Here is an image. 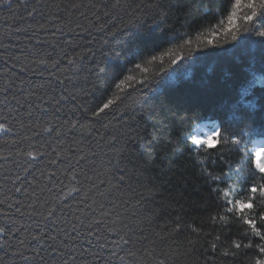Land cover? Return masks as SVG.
I'll return each mask as SVG.
<instances>
[{
	"label": "snow or ice",
	"instance_id": "snow-or-ice-1",
	"mask_svg": "<svg viewBox=\"0 0 264 264\" xmlns=\"http://www.w3.org/2000/svg\"><path fill=\"white\" fill-rule=\"evenodd\" d=\"M192 4L222 16L213 37L223 32L228 43L255 44L250 58L264 73V0H0L10 14L0 19L24 22L8 25L0 39V145L7 146L0 150V264H166L159 245L186 231L195 237L189 245L203 236L209 258L218 253L226 262L252 250V264H264V94L253 93L264 75L245 78L234 100L217 103L220 122L210 121L203 138H185L201 190L219 202L208 217L211 231L185 224L184 204L171 190L165 201L163 185L149 175L157 139L148 125L161 119L167 86L148 79L142 65L173 50L150 60L143 53L161 46L155 19L187 20ZM122 12L132 19L121 27L113 20ZM150 13L152 24L143 18ZM21 33L29 41L23 47ZM190 35L174 31L164 43L183 49ZM183 59L173 55L170 67ZM118 61L145 78L127 68L114 80ZM113 84L122 95L112 92L93 107ZM233 217L243 232L229 242Z\"/></svg>",
	"mask_w": 264,
	"mask_h": 264
},
{
	"label": "trees",
	"instance_id": "trees-1",
	"mask_svg": "<svg viewBox=\"0 0 264 264\" xmlns=\"http://www.w3.org/2000/svg\"><path fill=\"white\" fill-rule=\"evenodd\" d=\"M129 2L137 4L140 3V0H129ZM148 2L149 0H144L145 4ZM146 11L148 10L146 9ZM190 11V18L187 20L182 18L179 22L174 15L167 19L163 16L157 17L155 23L159 24L157 33L160 36L161 46L158 49L150 48L143 53V56L150 60L153 54L159 56L169 49L173 50L172 55H164L161 60L142 65L148 70L146 73L148 79L166 83L167 86L166 89H161L162 92L166 91V95L161 97L163 101L161 119L150 122L148 125V132L157 139L155 150L152 152L156 171L149 173V175L155 176L157 182L163 185L159 191L163 193L165 201H167L169 190H171L172 195L184 204V213H187L183 216L185 224L193 223L202 227L203 232H209L212 230V224L208 217L215 214L216 205L219 202L216 201L215 197L210 198L208 191L201 190L203 181L199 178V170L195 165L196 153L190 152L193 146L187 143L185 138L192 137L193 131L199 124L210 123L213 120L219 123L217 103L234 100L236 88L242 80L245 78L250 80L253 75L259 77L264 73L259 71L258 59L252 61L250 58V54H255L258 51L255 44L244 47L242 41L239 44L237 42L228 43L223 32L218 36H212L214 26L221 27L222 16L219 13L214 16L204 15V9L198 8L197 4H192ZM20 13L26 14L25 9L21 8ZM9 15V13L0 11V18ZM133 15L142 14L137 11ZM153 16L155 13H150L143 18L152 24L153 19L151 17ZM130 19H132L131 16L122 12L113 20V23L122 27ZM15 24L23 26L24 22L9 19L6 23L4 19H0V39H6L4 36L5 29L8 25L15 26ZM224 25H227L226 19H224ZM174 31H179L182 34L190 33V37L185 36L184 38L192 40L191 46L180 49L176 45L164 43L174 34ZM19 35L21 36L19 41L21 47L29 43L24 38L23 33ZM97 37L100 39V34H97ZM208 39H212L213 44L218 46L209 45ZM173 55L184 56L186 59L180 60L177 65L170 67ZM127 68L133 69L131 74L136 77V80L145 78V74L135 69L134 64L121 67V62L118 61L114 67L113 79L115 80L116 75L120 73H123L119 76L120 79L129 75ZM253 69L256 71L253 72ZM229 73L232 74V79H228ZM132 84L133 88L141 87L135 81ZM128 90L133 91V89ZM112 92L122 95L113 84L110 92L97 93L93 107L104 103ZM253 93L259 97L264 94V87L257 85L253 89ZM2 136L3 134H0V137ZM165 143L170 145L167 154L162 151ZM174 146L179 147V151L175 154L172 152ZM0 150L6 153L7 146L0 145ZM203 155L204 152L201 151L200 156ZM237 187L239 186L237 185ZM198 190H200V194L194 195L193 193ZM185 191L187 195L181 197L180 193ZM239 195H243V193H239ZM259 210L258 207L257 211ZM175 214L183 215L178 208ZM216 231H220V229L217 228ZM225 231L230 242L231 238L242 234L243 225L233 217L229 221V229ZM188 239H195V237L186 231L176 237L175 244L165 241L159 245V248L169 254L165 257L166 264H252L254 258L252 250H249L247 254L241 252L235 258L229 257L225 262L218 253L214 258H209L210 253L204 251L207 242L203 236L196 241L195 245H189Z\"/></svg>",
	"mask_w": 264,
	"mask_h": 264
},
{
	"label": "rangeland",
	"instance_id": "rangeland-1",
	"mask_svg": "<svg viewBox=\"0 0 264 264\" xmlns=\"http://www.w3.org/2000/svg\"><path fill=\"white\" fill-rule=\"evenodd\" d=\"M199 129H203V131H200ZM206 133H207V129L204 128V127H202V126H199V127H197V128L195 129L193 135H194V136H197L198 134H201V135L204 136V134H206Z\"/></svg>",
	"mask_w": 264,
	"mask_h": 264
}]
</instances>
